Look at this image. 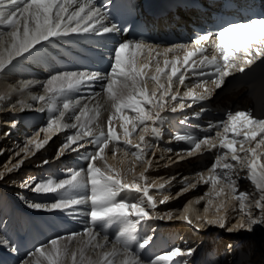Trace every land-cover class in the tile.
I'll return each mask as SVG.
<instances>
[{
    "label": "snow or ice",
    "instance_id": "1",
    "mask_svg": "<svg viewBox=\"0 0 264 264\" xmlns=\"http://www.w3.org/2000/svg\"><path fill=\"white\" fill-rule=\"evenodd\" d=\"M105 16L106 13L95 0H0V73L13 66L14 61L47 58V46L57 39L71 34L115 31V25L108 27L104 23ZM206 45L219 55H206ZM178 51H183L182 58L175 55ZM170 53H173L171 59L168 58ZM145 54L148 59L141 63L140 57ZM159 57H163V66ZM260 58H264V16H253L245 21L222 22L215 32L209 30L201 33L190 46L177 44L163 49V52L143 40L121 41L112 50V63L106 74L87 71H58L51 74L42 83L44 94L32 97L34 101L43 102L40 111L47 110L51 115L46 127L39 129L21 149L26 153L25 159L28 155H35V152H29V146L39 151L49 143V134L68 130H73L72 134L67 135L59 147L58 157L68 151L85 149L82 141L86 138L96 150L82 157L88 161L85 169L68 170L64 178H29L21 186L29 187L37 194H52L53 202L30 205L36 209L61 210L71 214L79 206L87 205L86 214L92 226L81 233H70L66 238L51 239L46 245L42 244L28 253V258L21 264H145L131 245L137 241L138 225L153 218L146 205H150L151 209L157 206L153 196L149 195L150 188L155 185L147 182L144 172L131 182L127 181L119 169L108 163L106 149L113 145L115 156L118 146L123 143L135 149L133 156L143 160L144 149L148 146L146 136H159L157 125L166 118L162 113L168 99L177 102L168 108L173 113L191 106L185 104V99L192 103L206 101L214 91L208 86L209 80L215 88H220L225 77L231 76L234 70L244 73ZM153 62L155 68L150 74ZM185 66L186 70L182 71ZM189 71L198 78L197 82L188 87L183 96L178 91L173 92L174 81L185 85ZM149 80L154 84L152 89L148 88ZM97 81H102L101 92L92 95L100 99H95L92 105L72 96L73 92ZM34 83L41 82L29 80L23 82L21 87L27 89ZM197 88L202 91H196ZM260 96L264 102V86L261 87ZM109 108L111 112L105 130L99 118L101 110L107 111ZM114 120L121 121L119 128L122 132L117 131ZM213 131L214 136L210 135ZM41 132L45 133L44 138L36 139ZM203 133L202 137L177 133L174 139L190 146L189 156L194 152L215 150L209 175L205 178L203 173L198 174L200 181L216 190L221 179L225 180L234 198L239 201L240 210L248 218L247 225L241 222L227 230L251 231L253 226L264 224V110L227 112L223 120L216 124L209 123ZM134 134L139 135V144H133L131 137ZM98 161L101 162L100 166ZM23 163V159L19 160L6 171L11 172ZM43 163L47 164L48 161ZM146 163L151 166L150 160ZM241 171H246L243 178L251 181L255 193L240 191L236 186ZM3 175L0 173V178ZM189 187L195 185L190 184ZM184 190L187 191V188ZM224 192L225 189L220 187L214 191V195L219 197ZM257 194L254 206L259 209V215L254 217L252 205L247 202L250 196ZM166 200L167 197L160 203ZM207 203L211 205L213 201L210 199ZM166 215L169 220L172 219L171 213ZM180 218L192 222L187 215ZM114 222L122 225V228L111 248L105 250L109 237L104 234L102 240H98L101 233L95 231V226L104 229ZM207 223L223 228L226 220L219 217L207 220ZM150 241L151 237H145L137 246L144 248ZM89 250L95 253L96 259L87 255ZM194 252L192 248L183 250L174 247L150 258L147 264H180L178 258L191 256Z\"/></svg>",
    "mask_w": 264,
    "mask_h": 264
},
{
    "label": "bare ground",
    "instance_id": "2",
    "mask_svg": "<svg viewBox=\"0 0 264 264\" xmlns=\"http://www.w3.org/2000/svg\"><path fill=\"white\" fill-rule=\"evenodd\" d=\"M195 12V10L182 12V17H185L184 19L172 14L167 17L169 19H152L151 22L152 25L157 28L168 30L179 29L180 26H184L185 24L189 25V20ZM147 59V54H145L140 57V62H146ZM32 60L33 59L14 61L13 66H10L5 72L0 73V145L7 150L14 146L10 157L5 160H0V173H4L3 178H0V253L10 251L21 237L31 232V228L35 229L38 225L46 224L48 218L55 216L57 212L61 211H48L30 207L32 203H51L53 202V196L52 194H37L31 191L29 187H22L21 185L29 178H35L36 180H42L47 177L64 178L65 175L60 170L68 169V167L60 163L65 162L72 153L68 151L58 157L57 151L55 156L54 151L56 149V144L54 142H58L59 149L65 141L66 136L71 135L73 130L49 134L51 135L49 143L39 151H36L34 146H29V152H35V155H28L27 159H25L26 153L21 151L26 141L32 139L39 129L46 127V121L51 115L47 110L43 112L40 111L43 102L34 101L32 97L43 95L44 89L42 83L51 74L58 72L49 71L47 68H41V74H28L26 71L29 65L32 64ZM154 68L155 63L153 62L149 69L150 74L154 71ZM228 77L229 76L225 77L224 83L227 82ZM29 80L39 81L41 83H34L29 88L23 89L21 87L23 82ZM175 83L174 81L173 92L175 91ZM222 86H225V84ZM153 87V82L149 80L148 88L152 89ZM98 92H101L99 86L85 95H77L78 92H73L72 96L76 99H82L83 102L92 105L95 99H100L93 98L92 95ZM243 97L245 100L242 99L240 102L246 104L248 96L243 95ZM171 105L172 101L168 99L165 108ZM237 108H244V110H247L245 105L244 107L239 106ZM110 112V108L107 111L101 110L99 120L105 127V130L107 128V119ZM128 114L131 115V113ZM38 121H41V124L36 126ZM113 123L117 127V131L122 132V129L119 128L121 121L114 120ZM137 131L139 132V129ZM27 132L32 133L26 136L24 133ZM44 136L45 133L41 132L40 136L36 137V139H43ZM133 137H136L134 139L140 143L139 135L136 134L132 136L131 139ZM148 137L149 136H146L148 146L144 149L145 155L143 160H138L133 156L132 152L135 149L129 148L123 143L118 146L115 156L112 151L113 145L110 144L109 149H106L108 163L119 169L123 177L129 182H131L134 177L138 176L141 171L146 169L148 165L146 163L147 161L155 159L154 163L156 164L155 166H157L145 173L147 182L155 185V187L150 188L149 195L153 196L157 206L155 209H151L150 205H146L150 209V215L153 218L141 222L138 225L137 241L133 242L131 245L133 251L137 252L141 259L145 261V264H147L150 259L147 256V252L154 247L158 251L157 254L162 253L158 244L165 240L174 244V240L168 237L167 234L176 231V233H180L182 236L180 244H177V247L183 250L188 248L195 249V252L191 256L179 258L181 262H186V264H198L206 255H209L210 258L219 259L220 257L219 260L221 264H264V224L253 226L251 231L234 230L229 232L228 230L221 229L218 224L209 225L207 223V219L216 220L219 218L220 214H222L220 217H224L226 221H229V218L232 217V208L226 214L224 213L225 211H222L224 207L226 208V206H228V204L223 203V199L221 198L225 196L227 190L225 180L221 179V183L224 185L222 187L225 189V192L217 199H213L215 196L211 195V197H213L211 200L213 201V205L217 207L216 209L211 208L213 206L207 203L208 200H201L204 197L203 190L205 186H203L204 183L200 181L198 174L203 173L205 178H207L213 162L202 169L194 168L190 173H187L184 169L179 168L178 161H171L174 158L173 152L159 148L156 144L152 143ZM21 138H26L22 146L18 145L22 143ZM134 139L132 140L134 141ZM82 143L85 144V147H91L87 138L85 141H82ZM125 152H127V155H125ZM17 153H19V155H17ZM22 159L24 160L23 165L11 172L6 171V169L12 168L14 164ZM45 160L48 161L47 164L43 163ZM97 164L100 166L101 162L98 161ZM237 168L239 169V166H237ZM129 169L132 171H129ZM241 172L243 173L241 174ZM241 172L240 176H242L236 180H240V187L238 186V188L240 191L250 193L248 186L249 182L244 180L245 178L243 179L246 175V171ZM24 176H27L25 180H23ZM11 181H14V184H18L17 187H10ZM190 184H194L195 187H189ZM161 185L163 187H160ZM176 186H180V188H178L180 189L179 192L175 190L177 189ZM185 188H187V191L184 190ZM219 188L220 186L218 185L216 190H219ZM216 190L210 188V190L206 192L209 193ZM228 190L233 201L234 194L229 188ZM175 192L177 193L172 196ZM121 196H124V193H121ZM165 197H167V200L164 203H160ZM257 198L258 195H256V197L250 196L247 203L251 204L252 201ZM227 199L228 197L225 199V202ZM219 203H223V205L219 207ZM185 209H187V211H185ZM217 209H219V211H217ZM238 210H240L239 207ZM76 211L86 214L88 208L78 207ZM252 212L254 217L259 215V210L255 211L254 207H252ZM167 213L172 214L171 220L167 218ZM183 215H187L192 222L188 223L181 219L180 217ZM75 216L76 214H73V217ZM157 216L164 218L159 220L156 218ZM85 219L88 221V226L91 227L92 225L90 224V219L87 214ZM244 220L245 225H247L248 218L241 212L239 218L229 228H234ZM112 227L115 229L114 232L111 230ZM121 228L122 225L115 222L104 229L99 225L95 226V231L101 233L98 240H102L104 234H107L109 237V242L105 250L111 248ZM77 233H81V231ZM68 235L69 234H65L58 237L66 238ZM16 237H18V239H16ZM145 237H151L150 243L144 248H139L137 246L138 243L142 242ZM2 241H7V243H3ZM48 242L44 243V245ZM229 245L230 248L228 249L227 246ZM172 248H174V246ZM87 255L96 259L95 253L91 250L88 251ZM249 256L252 258V262L249 261ZM27 258L28 255L20 258L19 264Z\"/></svg>",
    "mask_w": 264,
    "mask_h": 264
},
{
    "label": "rangeland",
    "instance_id": "3",
    "mask_svg": "<svg viewBox=\"0 0 264 264\" xmlns=\"http://www.w3.org/2000/svg\"><path fill=\"white\" fill-rule=\"evenodd\" d=\"M30 133H32V132H27V133H24L26 136L28 135V134H30ZM136 134H134L133 136H135ZM134 138H136V137H133L132 139H134ZM22 139V143H19L18 145H20V146H22L25 142H23V141H25V139L26 138H21ZM133 141V140H132ZM55 144H56V149H55V156H56V152L58 151V146H59V144H58V142H54ZM133 143H135V144H139L138 143V141H136L135 139H134V141H133ZM11 148V149H10ZM9 148V150H7V149H5V148H2V145H0V160H5V159H8L9 157H10V155L12 154V149L14 148V146H12V147H10ZM16 151V150H15ZM14 151V152H15ZM24 155V154H23ZM21 157V156H20ZM54 157V156H53ZM168 160V159H167ZM151 161V166H146V171L144 170V171H141V172H144V173H146V172H148L150 169H154V168H156L157 166H155L156 164L154 163V161H155V159H152V160H150ZM153 161V162H152ZM243 172H241V174H242ZM242 176V175H241ZM240 176V177H241ZM27 178V176H24L23 177V180H25ZM244 179V178H243ZM244 180H246V181H248L249 182V184H248V186H249V192L250 193H255L256 192V189H255V187H254V185H252V183H251V181H249L248 179H244ZM22 181V180H21ZM12 183L10 184V187H17V185L18 184H14V181H11ZM240 180H238V181H236V185H237V187L239 186L240 187ZM220 187H222V186H224L222 183H221V181L219 182V184H218ZM227 185V184H226ZM187 186V185H186ZM203 186H205V189L203 190V198L201 199L202 201L203 200H205V201H207V200H210V199H212L213 197H211V195H214V191L213 192H209V193H207L206 191L207 190H210V188H211V185L210 184H208V185H206V184H204ZM177 187V189H175L177 192H179V190L180 189H178V188H180V186H176ZM239 189V188H238ZM174 191V190H173ZM177 192H175L172 196H174ZM258 195V194H257ZM210 196V197H209ZM215 196V195H214ZM228 197V199L226 200V202H225V199ZM253 197H256V196H253ZM209 198V199H208ZM218 197H214L213 199H217ZM222 199H223V203H226V204H228V206H226V208L224 207L223 209L224 210H222L225 214L228 212V211H230V209L232 210L231 211V213H232V217H230L229 218V221H226V224H225V227H221V229H225V230H227L231 225H233L235 222H236V220L239 218V215H240V213L242 212V211H240V210H238V207H239V201H237L235 198L233 199V201H232V199H231V194H230V192H229V190H228V187H227V190H226V194H225V196L224 197H221ZM223 203H219L218 204V206L219 207H221V205H223ZM213 207H211L212 209H216L217 207L216 206H214L213 205V203L211 204ZM251 205H252V207H254L255 208V206H254V201H252V203H251ZM259 209H256L255 208V211H258ZM230 214V213H229ZM156 216V215H155ZM220 216H222V214H220L219 215V217ZM245 216V215H244ZM156 219V218H155ZM159 220H162V219H159ZM208 220V219H207ZM229 222H231V223H229ZM243 223H245V220L243 221ZM257 225H259V224H257ZM245 231V230H244ZM249 234H250V232H249ZM264 237V236H263ZM227 248L229 249L230 248V245L229 246H227ZM247 249V248H246ZM227 250V249H226ZM249 258H250V256H249ZM227 259V258H226ZM251 259L252 258H250L249 259V261L250 262H252L251 261ZM224 264H226V263H224ZM253 264V263H252Z\"/></svg>",
    "mask_w": 264,
    "mask_h": 264
}]
</instances>
